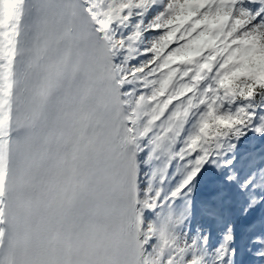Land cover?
I'll list each match as a JSON object with an SVG mask.
<instances>
[{
    "label": "snow or ice",
    "instance_id": "obj_1",
    "mask_svg": "<svg viewBox=\"0 0 264 264\" xmlns=\"http://www.w3.org/2000/svg\"><path fill=\"white\" fill-rule=\"evenodd\" d=\"M0 264H264V0H0Z\"/></svg>",
    "mask_w": 264,
    "mask_h": 264
}]
</instances>
